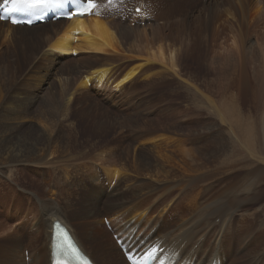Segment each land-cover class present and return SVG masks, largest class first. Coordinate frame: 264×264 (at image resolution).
<instances>
[{
  "label": "rangeland",
  "instance_id": "1",
  "mask_svg": "<svg viewBox=\"0 0 264 264\" xmlns=\"http://www.w3.org/2000/svg\"><path fill=\"white\" fill-rule=\"evenodd\" d=\"M108 1L104 12L122 29L148 28L177 50L180 75L148 64L116 90L115 80L142 59L110 56L118 62L110 81L80 89L107 58L52 55L53 24L42 41L1 48L0 264H47L55 217L96 263L129 264L115 234L133 249L173 254L174 234L198 219L206 221L199 235L212 234L221 210L234 225L230 219L217 242L183 256L264 264L263 17L238 13L235 21L216 10L239 0ZM134 5H150L147 22L133 17ZM122 36L129 45L132 33ZM113 167L124 172L119 180L107 172ZM138 207L151 211V222L133 226L128 213ZM219 240L233 249L210 247Z\"/></svg>",
  "mask_w": 264,
  "mask_h": 264
},
{
  "label": "bare ground",
  "instance_id": "2",
  "mask_svg": "<svg viewBox=\"0 0 264 264\" xmlns=\"http://www.w3.org/2000/svg\"><path fill=\"white\" fill-rule=\"evenodd\" d=\"M96 1L100 2V6L95 9V11H97L98 14H92L91 16H86V17H73L71 19H60L57 21H49L45 23L36 24L32 27H29L28 25H13L9 21L0 20V50L5 44H7V49H9L10 47L17 49V46L20 43V41H29L33 43L42 41L44 38V34L47 32L50 34L51 32L52 27L50 26L47 27V25L53 24L55 30L53 29V33H51L52 35L50 36L53 38L52 39L53 41L49 46L47 45L48 43H46V45L48 46V50L54 52L53 54L51 53L52 55L54 54L76 55L78 53L88 52L91 54L92 53L103 54L107 58V61L104 64L107 66L104 67L96 66L89 73H86L82 76V79L81 81H79L78 84V88L80 89H83L84 87L85 88L88 87V85H90L92 82H96V85L100 86L101 84L103 83L106 84L105 82L110 81V79L112 78V73L114 71L113 68L116 66V63H118L116 62L115 64H113L112 61L110 60L112 57L110 56L124 58V56L131 57L133 55L142 59L140 63L129 67L127 71L123 75H121V77L118 80L117 79L115 80V82L112 85H114V87L116 88H121L125 84L133 80L135 76L141 71V69L147 66L148 64L160 63L165 68L170 69L172 72H174L176 76L180 75V70L178 69V62H177V53H176L177 50L175 48L170 47V45L167 44L166 41H155L153 37L152 38L150 37V34L148 33V28H141L136 30L128 29V28H126L127 30L122 29L121 26L118 25L121 23L115 21V17L113 18L108 17L104 12L103 9L104 5H102V2H104V0H96ZM244 1L249 2L247 7H245L242 4V2ZM3 2L4 0H0V3ZM178 2L179 1H176L172 4L179 6ZM233 5L234 6L230 5L228 7L225 5L222 10H219L217 7L216 10L221 12V14L223 13V15H226L228 19H232L235 21L238 20L237 19L238 13L246 21L247 19L255 20L257 19V16L263 17L264 19V0H239L238 7L234 3ZM135 7L136 6H134V8ZM149 7L146 6L141 7L140 12L134 10L135 17L137 18L142 17L144 18L143 21L147 22V20L149 19H145V18L148 17L149 10L147 8ZM220 16L222 15H218L217 19L220 18ZM43 27L44 29H42ZM128 32L132 33L133 39L130 41L129 45H125L122 35L128 34ZM209 102H211L212 104L214 103V101L211 100ZM162 136L164 137V135ZM164 138L157 137L155 139H152V141L158 142V140H162V139L164 140ZM107 172L108 174L111 175L112 180L113 179L119 180L124 175V172L120 169V167L109 168ZM221 207H228V205H221ZM221 211L218 214H216L215 217L217 218L218 216H221L222 218L220 222L217 223L216 225L209 226V231H212V234L209 232L208 233L211 234L213 237L210 238V235L208 233L204 234L203 236L199 235L202 232V230L205 228L206 221L203 219H198L196 223L194 221V223H192L190 226L185 228L182 227L180 229L181 231L178 234H174L172 236L173 239H171L170 242H168L167 244L171 245V248L173 247L172 248L173 254L168 253L166 251L163 252L162 250L157 251L158 248H154V247H151L152 249L151 248L149 249H151L154 252L155 256L157 257V260L161 259L169 262L173 261L175 262V264H194L192 262L193 261L192 258H189V256L185 257L183 256V254H186V252H189L190 250L192 252L194 251L195 253L196 250L200 252V250H202V248L206 244H208L209 241L211 242L214 236L216 239L215 242H217V238L220 237L219 235L220 232L219 233L217 232V236H216L214 234L215 231L224 228L225 223L228 222L230 219L232 221V224L234 225L236 219L233 217L231 212L221 213ZM150 213L151 211H149L148 209L140 210L138 207L133 210H130L128 214H131L130 219H132L133 221L132 223L133 226H138L151 222L152 216ZM200 217L201 216L199 215V218ZM213 218L211 220V223L214 221ZM55 220H60V219L55 217L52 218L50 222V229L47 236L48 246H49L48 249L49 260L47 264H54V256L53 254L52 256H50V253H52V231H53V222ZM61 221L71 229L74 237L83 247V249L87 252L85 244L82 242V240L79 239L74 229L68 224L67 221L65 220H61ZM229 235L230 233L228 231L226 233V242L230 239L227 238L229 237ZM222 237H224V235H222ZM219 241H220L219 243H217L216 245H211L210 247H213L214 250L222 249L224 252L231 251L233 249V247L231 248L227 247L225 245V241L222 240ZM123 243H126L127 247L129 248L130 241L123 240ZM101 244L106 248V246L103 243ZM219 244L221 245L218 246ZM169 248L170 247H168V249ZM88 255L90 254L88 253ZM219 259L218 260L215 259V255L213 258H209L208 255H205L204 257H202L201 260L203 263L208 260L207 264H230V261L228 259H226L224 263H222V261ZM232 260L233 259L231 258V264H232ZM234 260L235 262L238 261L236 258Z\"/></svg>",
  "mask_w": 264,
  "mask_h": 264
},
{
  "label": "snow or ice",
  "instance_id": "3",
  "mask_svg": "<svg viewBox=\"0 0 264 264\" xmlns=\"http://www.w3.org/2000/svg\"><path fill=\"white\" fill-rule=\"evenodd\" d=\"M9 2L12 5L10 11L32 13L37 9L59 7L65 2V0H4L5 4H8ZM92 6V0H89V7ZM12 23L16 24L19 23V21L13 20Z\"/></svg>",
  "mask_w": 264,
  "mask_h": 264
}]
</instances>
